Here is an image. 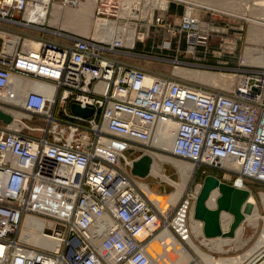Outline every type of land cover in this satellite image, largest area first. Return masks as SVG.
<instances>
[{
    "label": "built area",
    "instance_id": "built-area-1",
    "mask_svg": "<svg viewBox=\"0 0 264 264\" xmlns=\"http://www.w3.org/2000/svg\"><path fill=\"white\" fill-rule=\"evenodd\" d=\"M96 2L98 19L110 21L112 14L115 27L124 25L121 0L117 10ZM54 4L74 8L78 0H0V111L10 116L0 119V264H153L145 240L165 225L186 251L192 233L188 217L180 215L183 204L162 218L135 179L104 154L117 148L103 140L126 145L119 162L124 149L154 148L163 121L174 127L166 152L191 164L194 174L209 168L264 184V65H247L229 90L204 89L131 64L126 59L138 54L125 50V31L115 28L107 41L52 30ZM154 11L133 32L130 48L151 26L164 29L162 44L174 41L177 51L181 38L188 51L208 33L192 11L172 25ZM12 28L28 33L14 35ZM11 36L18 43L9 51ZM25 83L44 89H25ZM71 103L92 112L76 116ZM5 111L20 113L13 119L17 127H9L13 115ZM35 117L43 127L23 121ZM59 122L82 133L63 138ZM35 130L40 136L29 133ZM50 199L59 214L41 230L47 244L23 240L25 218L43 216L41 206Z\"/></svg>",
    "mask_w": 264,
    "mask_h": 264
},
{
    "label": "rangeland",
    "instance_id": "rangeland-1",
    "mask_svg": "<svg viewBox=\"0 0 264 264\" xmlns=\"http://www.w3.org/2000/svg\"><path fill=\"white\" fill-rule=\"evenodd\" d=\"M97 1H103V4H106L108 6L105 9L109 10H117L116 6H119L120 3V0L119 3H117V0ZM147 1L149 3L147 5L152 7L153 0H136L135 3L139 5L138 7H134V5H132L131 3L132 8L130 7L131 5L127 6L126 2H124V0H121L120 7L118 8V10H121V13H123L121 15L126 17L124 15L125 12H127L125 10V6L129 7V9L131 8V12H127V16L129 17L123 19L124 25L126 27L131 25L123 30L126 34L128 33V31L134 32L138 30L139 23L145 22L146 19H148V14L150 11H147V9L149 7L147 9L143 7V4ZM257 1L260 0H156L154 8L157 5L158 7L155 8L154 14L163 16L165 21L169 23V25H172L173 23L178 24L182 15L187 10V7L192 6L191 11L195 12L196 15L199 16L201 21L205 23L201 24V27L205 28L207 26L208 33L206 35H203V37L195 40L192 44L189 43L190 45L194 46V49L189 50L188 48V51V43L185 41V38H181L180 47L177 51L176 42L174 41L171 42L169 47L162 44L163 36L165 37L167 34L164 29L157 26H151L148 36L144 39L143 42H136L133 48H130L131 44H126L125 50L138 54L137 56H131L126 60H128L131 64L143 66L151 72L167 74L176 79H181L183 81L191 83L194 86H198L204 89H212L223 92L229 90L235 84L237 77L241 74V70L247 67V64L251 65L248 61L249 59L247 60L246 58V54L253 58L257 55V53L262 52L264 57V37L260 36L257 39L249 37V32L251 29H257L260 33L264 32V18H262L264 17V5L256 3ZM260 2H264V0H261ZM95 4H97L96 0H91L89 14L86 16L87 20L85 22L88 28L87 33L81 34L80 32H78L77 27L73 25V21L69 19L70 14L78 13L79 6L76 8H64L61 12H58V14L56 15L57 17L55 18V22L52 23V30L76 33L84 36L91 35L93 37L96 34L95 30L97 26H101L100 22L104 21L98 19L99 17H103L101 15H98L96 13V10H94V8H96ZM163 4H165L166 7H161V5ZM170 4H175L177 7H180L181 12L178 13V15L177 13L176 15H174L173 13H169L167 10V6ZM141 12L143 13V15L141 14ZM146 12L148 13L147 15ZM144 15H146V18H143ZM108 17L111 20L116 19L112 14H109ZM106 22L112 24V22L110 21ZM121 26L123 25H117L116 30L122 31V29L119 28ZM114 29L115 28H113L112 26V31L110 32L111 34H109L108 32V35H105L104 39L110 37ZM12 30V34L14 35L28 33L27 30L22 28H12ZM158 36L159 38H156ZM49 38L60 40L59 37L53 35H49ZM172 60H177L180 63L174 64ZM255 61L258 62L257 60ZM253 65H257V63ZM180 70L213 72L216 74H222L223 76L226 75V77L228 75V77H232L233 82L227 89L226 87L222 86V84L214 83L212 79H209L208 81H201L189 76L188 74H183ZM23 121L28 126H44V122L38 117H35L32 120L24 119ZM58 128L64 130L63 138H67L69 136L78 137L82 133L81 128L74 131L64 123H60L58 125ZM72 132L74 135H71ZM29 133L33 136H40L41 131L35 130L29 131ZM106 137L112 139L113 141L116 140L109 136ZM113 141L103 140L104 143L109 145ZM155 148L156 147L146 149L145 147L137 145L132 147L131 149H124L121 152L122 156H119L118 166L120 167L121 171L135 179L138 187L143 191L152 205L159 211L162 218L171 217L177 206L182 203L184 206L181 208L180 212L183 210V215L188 217L190 226V217L195 212L196 201L200 195V191L196 192L198 185L203 186L205 177L211 174L215 173L218 174V176L220 175L221 177L225 173L223 171L207 168L204 173L198 171L196 174H191L185 182L183 191L181 192V196L173 201L170 196L175 189L174 186L169 183V180L178 183V172L172 163L166 162L164 160H159L155 156V154L159 153L162 156L170 157L166 152V150L168 149L162 150L159 148ZM144 155L149 157L150 161L160 169V173H162L166 177L165 179L168 178V180L162 179V177L156 176L150 171L145 173L143 176H139L133 173L134 168L132 163L136 161V159L144 157ZM175 161L183 164H188L184 161ZM223 177L225 178V181L228 185L236 187V181L238 180L237 175L225 174V176ZM241 181L243 188L245 189L247 194H251L256 200L258 213L262 217H260L258 220V226L254 231H252V227L250 226H247L245 230H243L244 226L241 227L242 223L245 224V222H247L245 220L246 215L251 216L253 211L252 205L244 204V207L242 208V215H239L237 217L233 214V218L229 223L228 229H226L224 231V234H222L221 236H216L224 237L226 240H230L233 242L240 240L242 237L247 238V240L238 245L234 243V246L236 245L237 247L226 251L210 249L209 247L204 246L203 243L202 245H200L198 242L199 240L192 233L191 226L190 229L192 236L187 241L188 245L191 248H187L186 251H182L180 249L181 243L175 238L170 230V226H168L170 235L173 238L174 243L178 246L177 250L174 253V256H183L184 253L187 252L190 257V260H187L183 264H229L228 262L225 263V261H230V264H261L264 261V245L261 246L258 251L253 252V249L259 246L260 238L264 236V206L260 201V194H264V184L246 178H242ZM208 196H210V194ZM47 222L49 223L48 219ZM165 227L166 225L164 226V228ZM164 228H158L152 236H149L145 240V246H148L151 241L159 236L164 231ZM216 236L214 235L208 237L211 239L216 238ZM155 264H157V262H155Z\"/></svg>",
    "mask_w": 264,
    "mask_h": 264
},
{
    "label": "bare ground",
    "instance_id": "bare-ground-1",
    "mask_svg": "<svg viewBox=\"0 0 264 264\" xmlns=\"http://www.w3.org/2000/svg\"><path fill=\"white\" fill-rule=\"evenodd\" d=\"M155 1L156 0H153L152 7L147 5V4H149L148 1L143 4V7L146 9L149 7L147 9V11H150L149 14L146 12V15L148 14V19L150 18L152 11L158 7V5H157L154 8ZM260 1H257L256 3L264 5V2H260ZM79 2H80V4H79ZM124 2H126L127 6H130L131 3H132V5H134V7H138V5H139V4L135 3L136 0H134V1L133 0L132 1L131 0H124ZM124 2H122V3H124ZM90 5H91V0H78V4L76 6V7L79 6L78 13L77 14H75V13L70 14V17H69V19L71 21H73V25H75V27H77V31L80 32L81 34L87 33V30H88L85 22L87 20L86 16L89 14ZM76 7H74V8H76ZM95 7H96V4H95ZM130 7L132 8V6H130ZM66 8H73V7H66ZM94 10H95V8H94ZM61 11H62V9L59 6H57L56 4H54L52 6L51 17L49 19L50 25H52V23L55 22V18L57 17L56 15L58 14V12H61ZM126 11L129 13V12H131V9H129V7H128V10H126ZM120 12H121V10H120ZM186 12L190 13L191 11L188 8L186 10ZM192 13L194 15H196L195 12H192ZM141 14L143 15L142 12H141ZM146 15H144L143 18H146L145 17ZM127 17H129V16H127ZM262 18H264V17H262ZM262 18H260V19H262ZM148 19H146V21ZM99 20H102V19H99ZM110 22H112V24L107 23L105 21L100 22L101 26H99V27L97 26V28L95 30L96 34L93 37L94 38H102L103 40H107V41L110 40L113 37L112 36L113 33L110 37L104 39L105 35H108V32H109V34H111L110 32L112 31V26H113V28H116L114 21L110 20ZM108 25H110V26H108ZM129 26H131V25H129ZM129 26L126 27L125 25H123L119 28H121L123 31L125 28H128ZM132 33H133L132 31H128V36L126 38L127 39L126 40L127 45L132 44V36H133ZM250 33H251L250 37H253L254 39H257L260 36L264 37V32L260 33L259 30H257V29H255V30L251 29ZM17 43H18V37L11 36V38L9 39V44L7 46L9 51H11L12 48L17 45ZM24 44L26 46L31 45V43L27 42V41H25ZM248 57H250V58H248ZM246 58H247V60L249 59L248 61L251 65L257 63V65L263 66L264 57H263L262 52L257 53V55L253 58L246 54ZM255 60H257L258 62H256ZM180 71L183 74H188L189 76L196 78L198 80H201V81H208L209 79H212L214 83L222 84V86L226 87L227 89H228V87H230V84L233 82L232 77L230 76L231 77L230 78V77H228V75L226 77V75L223 76L222 74H216L213 72H201V71H195V70H193V71L192 70H189V71L180 70ZM14 80H17V78L13 77V81ZM27 87H38L39 89H41V88L44 89L43 85L42 86L30 85L29 83H25V89ZM19 95H21L20 92H18L17 95L15 96V98L11 99L10 101L13 102L14 104H17L19 101L18 100ZM5 112H7V113L9 112V114L13 115L9 127H11V128L17 127L18 125H17L15 120L13 122V119L17 118L20 115V113L14 112V111H5ZM155 135H158V137H157V139H155L152 142L151 147H156V148H159L162 150L163 149H169L170 148L169 146L171 144L170 141L172 140L173 135H174V127H173V125H169V124L167 125V124H165V122L161 121L156 127ZM105 140L107 141V139H105ZM110 145L112 147L117 148V153L116 152L113 153V152L108 151V152H105L104 154L106 156H108L109 158H111L115 163H118V155H117L118 150L123 149L126 145L123 142H118V141H113V142H111ZM155 156L159 160H164L166 162L172 163L178 172V175H179V182L178 183L169 180V183L172 186H174V189H175L172 192L170 197L172 198L173 201H175L176 199H178L179 196H181V192L183 191V187L185 185L187 178L191 174L194 173L192 165L191 164L188 165L189 163L183 164V163L176 162L171 157L162 156L159 153L155 154ZM132 164H133V168H134L133 173L136 175L143 176L145 173L150 171L154 175L162 177V179L166 178L162 173H160V169L154 163H152L150 161L148 156L144 155V157L136 159V161H134ZM165 180H168V178ZM241 180H242V178H238V180L236 181V187H233L230 190L224 188L223 186H216L215 188L208 190V186H209L208 184L209 183L205 184V186H204V184H203V186L198 185V187L196 189V192L200 191V196H201V199L198 202H196V205L197 204L200 205L201 203L204 202L203 203V210L201 211L202 212L201 216L205 212L206 209H209V211L212 212V211L218 210L221 206H225L227 208V209H219L218 210L220 234L217 236H221L222 234H224V231L226 229H228L229 223L231 222V219L233 218V214L236 215L237 217L239 215H242V208L244 207V204L252 205L253 211H252L251 216L246 215L245 220L247 222H245V224L242 223L241 227L244 226L243 230H245L247 226H250V227H252V231H254L255 228L258 226L257 223H258V220L261 216L258 213L256 200L251 194H247V192L243 188ZM209 194H210V196H208ZM260 201H261L262 205L264 206V194H262V193L260 194ZM41 208H42L41 212L44 213L43 216L42 215L36 216V217L35 216L34 217L27 216L25 218L24 226L22 225V228L20 231V237L29 243L45 246L47 244V241L43 238L41 230L44 227V225H46L48 223L47 219L49 220L48 225H52V223L54 224V222L51 221L52 217H50V216L54 215V217H56L57 214H59V212H58L59 209H58V205L56 204V202L54 200L52 201V199L46 200V202L41 206ZM197 209H199V207H195V212L193 211L194 214L192 213L193 215L190 217V226L192 229V233L196 236L197 239H199L202 243H204L205 246L209 247L210 249H214V250L226 251V250H231V249L236 248L237 247L236 245L241 244L242 242L247 240V238L242 237L240 240L233 242L230 240H226L224 237H217V236H216V238L210 239L209 237H207L205 235L204 230L207 229L208 231H210V230L214 229V227H212V225H211V220L208 217L207 221L204 222V220H201L200 218H198V214H196ZM228 212H230V213H228ZM180 215L183 216V210L180 212ZM208 215H210V214H208ZM220 223H221V225H220ZM263 231H264V228H263ZM234 243H236L235 246H234ZM263 245H264V236L262 238H260L259 246L254 248L253 252L258 251L259 248ZM177 247L178 246H177V244L174 243V240L170 235L168 226L166 225V227L164 228V231L159 236H157L153 241H151L148 246L147 245L145 246V244H144V251L151 258L153 264H155V262H157V264H183L187 260H190V257L187 254V252L184 253L183 256H181V255L180 256L177 255V257L174 256V253L177 250ZM181 247L182 246H180V249H181ZM180 257H182V258H180ZM206 259H207V257H206ZM226 262H228L229 264L231 263L230 261H225V263ZM261 264H264V261Z\"/></svg>",
    "mask_w": 264,
    "mask_h": 264
},
{
    "label": "water",
    "instance_id": "water-1",
    "mask_svg": "<svg viewBox=\"0 0 264 264\" xmlns=\"http://www.w3.org/2000/svg\"><path fill=\"white\" fill-rule=\"evenodd\" d=\"M70 108H71V111L76 116H79V117H82V118L88 117L91 114V112H92L91 108H81L76 103H71ZM0 119H4L5 122H9L10 121V116L0 111ZM203 184H204V186H205V184L209 185L208 186V190H211V189L215 188L216 186H223L224 188H226L228 190L233 188V186H230L227 183L221 182L216 177L211 176V175L205 177ZM200 199H201V196L199 195V197L197 198L196 202H198ZM203 203H201L200 205H198V204L196 205V207H199V209H197V213L196 214H198V218H200L201 220H204V222L207 221V218L209 217L210 220H211V225H212V227H214V229L210 230V231L205 229L204 233H205V235L207 237L208 236L219 235L220 234V228H219L218 210L219 209H227V208L225 206H221L219 209L217 208L218 210H215V211H212V212L209 211V209H206L205 212L201 216V213H202L201 211L203 210ZM208 214H210V215H208Z\"/></svg>",
    "mask_w": 264,
    "mask_h": 264
},
{
    "label": "crops",
    "instance_id": "crops-1",
    "mask_svg": "<svg viewBox=\"0 0 264 264\" xmlns=\"http://www.w3.org/2000/svg\"><path fill=\"white\" fill-rule=\"evenodd\" d=\"M191 4V3H190ZM161 7H166V5L165 4H163V5H161ZM167 10H168V12L169 13H173L174 15H176V13H177V15H178V13H180L181 12V9H180V7H177L175 4H170V5H168L167 6ZM250 35H251V33L249 32V37H250ZM164 37V36H163ZM155 38V37H154ZM156 38H159V36L158 37H156ZM219 171V170H218ZM213 173V172H212ZM211 176H214V177H216L219 181H222V182H224V183H227L226 181H225V178L223 177V176H225V174H223V176H221L220 177V175L218 176V174H211ZM195 220V219H194ZM199 240V239H198ZM199 242V244L200 245H202V242L199 240L198 241ZM203 245H204V243H203ZM205 246V245H204Z\"/></svg>",
    "mask_w": 264,
    "mask_h": 264
}]
</instances>
